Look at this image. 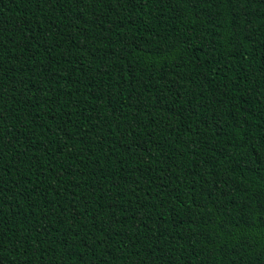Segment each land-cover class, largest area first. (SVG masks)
<instances>
[{
    "label": "trees",
    "instance_id": "obj_1",
    "mask_svg": "<svg viewBox=\"0 0 264 264\" xmlns=\"http://www.w3.org/2000/svg\"><path fill=\"white\" fill-rule=\"evenodd\" d=\"M0 264H264V0H0Z\"/></svg>",
    "mask_w": 264,
    "mask_h": 264
}]
</instances>
